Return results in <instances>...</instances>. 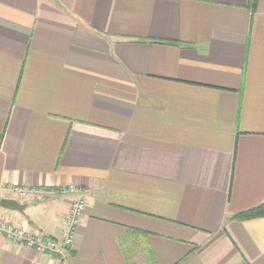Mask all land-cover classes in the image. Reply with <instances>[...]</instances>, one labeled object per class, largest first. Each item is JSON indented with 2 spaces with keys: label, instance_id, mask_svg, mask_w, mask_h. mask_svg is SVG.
<instances>
[{
  "label": "crops",
  "instance_id": "1",
  "mask_svg": "<svg viewBox=\"0 0 264 264\" xmlns=\"http://www.w3.org/2000/svg\"><path fill=\"white\" fill-rule=\"evenodd\" d=\"M0 264H264V0H0Z\"/></svg>",
  "mask_w": 264,
  "mask_h": 264
},
{
  "label": "built area",
  "instance_id": "2",
  "mask_svg": "<svg viewBox=\"0 0 264 264\" xmlns=\"http://www.w3.org/2000/svg\"><path fill=\"white\" fill-rule=\"evenodd\" d=\"M8 190L15 193L19 200H26L31 194L43 196L45 194L60 193L74 196L64 217V230L61 238L49 237L36 231L26 230L11 222L0 220V236L6 238L9 242L27 249H33L39 254L48 253L51 256L60 255L65 257L67 250L73 244L76 228L85 212L87 193L74 184L57 191L54 189H29L17 186H10Z\"/></svg>",
  "mask_w": 264,
  "mask_h": 264
},
{
  "label": "trees",
  "instance_id": "3",
  "mask_svg": "<svg viewBox=\"0 0 264 264\" xmlns=\"http://www.w3.org/2000/svg\"><path fill=\"white\" fill-rule=\"evenodd\" d=\"M251 5L253 8H255L257 5V0H251ZM259 218H264V204L252 210L234 216V219H238L241 221H249Z\"/></svg>",
  "mask_w": 264,
  "mask_h": 264
},
{
  "label": "water",
  "instance_id": "4",
  "mask_svg": "<svg viewBox=\"0 0 264 264\" xmlns=\"http://www.w3.org/2000/svg\"><path fill=\"white\" fill-rule=\"evenodd\" d=\"M0 205L2 208L9 209L11 211H17L22 214L28 207L26 204H23L16 199H2Z\"/></svg>",
  "mask_w": 264,
  "mask_h": 264
}]
</instances>
